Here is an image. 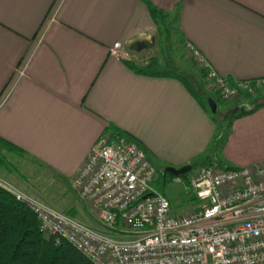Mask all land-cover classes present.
<instances>
[{"label":"crops","instance_id":"crops-1","mask_svg":"<svg viewBox=\"0 0 264 264\" xmlns=\"http://www.w3.org/2000/svg\"><path fill=\"white\" fill-rule=\"evenodd\" d=\"M148 5L162 25L173 16L185 45L229 82L264 78V0H0V136L24 150L4 154L58 186L70 185L104 133L116 139L111 128L175 168L208 157L236 168L264 162V106L233 121L227 165L208 156L216 124L179 81L126 67L123 56L158 33ZM11 174L1 176L16 191L39 193Z\"/></svg>","mask_w":264,"mask_h":264},{"label":"built area","instance_id":"built-area-1","mask_svg":"<svg viewBox=\"0 0 264 264\" xmlns=\"http://www.w3.org/2000/svg\"><path fill=\"white\" fill-rule=\"evenodd\" d=\"M185 47L222 101L264 89V78L229 82L192 44ZM157 177L136 143L104 133L71 180L99 228L0 184L28 205L46 237L69 241L94 264H264V162L197 165L188 182L199 205L180 216L151 185Z\"/></svg>","mask_w":264,"mask_h":264},{"label":"rangeland","instance_id":"rangeland-1","mask_svg":"<svg viewBox=\"0 0 264 264\" xmlns=\"http://www.w3.org/2000/svg\"><path fill=\"white\" fill-rule=\"evenodd\" d=\"M164 24V28H166V30L156 33L154 38H152L153 40L151 46L141 47L139 49L131 48L128 52V56L124 55L123 58L126 59V57H129V59H132L130 61L141 65L146 63L149 58L155 56L157 57L160 65L163 66L166 62L170 63L173 69H177L179 72L186 74L192 82L195 83L194 80H196L200 84L202 83L201 85L205 92L209 91L207 90V84L203 83L204 81L203 77H201L199 67L193 62V59L190 57L185 47L186 45L183 44V39L173 16L168 15L164 19ZM214 92L215 91L213 90L211 92H207V94H205L206 96L203 97L207 112L217 127V132L210 142V146H208L207 154H210L208 156L216 154L218 156V160L228 165L231 163H228V161L225 163L223 161L225 159H222V155H224V153H222V148L230 136L231 125L236 119H232L231 116L243 109L250 108L255 102L264 101V89H258L257 92L252 94L241 93L239 97L230 101L221 100L217 103V109L215 112L212 111L209 104V96H212ZM147 154L152 164L159 172L167 166L166 163L156 159L152 154ZM7 158L9 159L11 166L9 169L0 167V181L5 180L1 174L6 175L11 172V175H17L18 173V177L20 179L23 178L27 184H35V186L40 188L39 193H29L17 188L20 193L44 204H47V202L55 203L54 205H57L56 207H58L60 211H73L72 214L75 219L90 227L99 228L100 224L98 222V217L95 214V210L86 200L81 198L75 192L72 186H70L71 182L70 185L58 186V183L55 182L56 179L53 180V177L46 173V170L39 168L36 169L34 165L30 167V163H26L22 160L14 161L11 156H7ZM5 170H7V172ZM192 172L193 167L183 176L179 175L172 176L171 178H165L161 175L158 179L151 183L156 190L164 192L166 197L169 199L171 214L173 215L179 216L186 214L196 209L199 205V200L195 197L191 198L189 194L188 178ZM2 183H7L12 187L14 186L10 183V181H3ZM50 185L54 187V191L51 189V191L48 192L45 188H50Z\"/></svg>","mask_w":264,"mask_h":264},{"label":"trees","instance_id":"trees-1","mask_svg":"<svg viewBox=\"0 0 264 264\" xmlns=\"http://www.w3.org/2000/svg\"><path fill=\"white\" fill-rule=\"evenodd\" d=\"M148 10L152 19L158 26V32L165 31L166 28L162 25V11L152 5H148ZM183 44H185L184 41ZM133 48L137 49L136 46ZM123 62L126 67L138 75L152 78H171L179 81L197 103L201 107L206 108L203 97L206 96L205 94H207V91L205 92L202 88V83L200 84L196 80H194L195 83L192 82L186 74L179 72L177 69H173L170 63L166 62L165 65L162 66L159 64V61L155 56L149 58L146 63L141 65H138L133 61ZM199 69L204 81V79H206V72L204 69ZM231 83H233V81H231ZM209 98H211L216 104V107L217 103L221 101L217 92H214ZM262 106H264V101L255 102L250 108L232 114L231 118L235 119L248 115ZM111 134L114 135L117 140L126 138L127 140L136 143L140 149L143 150L135 137L127 131L111 128ZM2 149L18 155H21L24 152L22 147L0 136V167L5 169H9L11 163L7 156L2 153ZM147 158L149 160V157ZM211 163L216 162H214L213 158L208 157L200 164ZM197 164L198 163H193L191 166L194 168ZM216 164L223 168H234L231 166H223L220 162H217ZM160 172L158 171L157 179L161 175L165 178H171L174 176L163 170H160ZM161 193L165 195L164 192ZM190 197L193 198L191 195ZM72 212L68 211L67 213L73 216ZM0 264L94 263L83 256L69 241L63 238L57 239L55 236L46 237L40 229L37 216L28 205L17 199L16 195L11 190L0 184Z\"/></svg>","mask_w":264,"mask_h":264},{"label":"water","instance_id":"water-1","mask_svg":"<svg viewBox=\"0 0 264 264\" xmlns=\"http://www.w3.org/2000/svg\"><path fill=\"white\" fill-rule=\"evenodd\" d=\"M152 42L150 41H146V42H142V43H138L137 44V49L141 48V47H146V46H151ZM209 104L212 108V111L215 112L217 107L216 104L212 101L211 98H209ZM192 169V166L190 164L188 165H183L179 168H174L171 166H166L163 171L168 172L174 176H179V175H185L187 172H189Z\"/></svg>","mask_w":264,"mask_h":264}]
</instances>
